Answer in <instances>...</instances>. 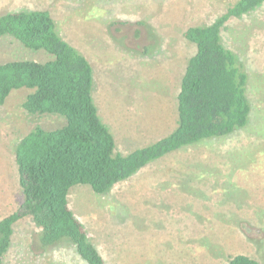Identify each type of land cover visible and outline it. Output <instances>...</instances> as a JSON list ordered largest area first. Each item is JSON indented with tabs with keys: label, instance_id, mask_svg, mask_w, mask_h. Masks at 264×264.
Segmentation results:
<instances>
[{
	"label": "rangeland",
	"instance_id": "1",
	"mask_svg": "<svg viewBox=\"0 0 264 264\" xmlns=\"http://www.w3.org/2000/svg\"><path fill=\"white\" fill-rule=\"evenodd\" d=\"M237 0H0V15L47 11L57 32L93 70L99 116L125 155L169 134L177 94L194 45L189 27L213 23ZM225 48L248 76L247 127L148 164L104 195L75 186L68 206L105 264H227L242 254L264 264V4L221 29ZM51 56L0 39V63ZM30 91H12L0 106V220L19 210L14 147L56 115H28ZM29 217L13 226L2 264H84L67 245L43 254Z\"/></svg>",
	"mask_w": 264,
	"mask_h": 264
},
{
	"label": "trees",
	"instance_id": "2",
	"mask_svg": "<svg viewBox=\"0 0 264 264\" xmlns=\"http://www.w3.org/2000/svg\"><path fill=\"white\" fill-rule=\"evenodd\" d=\"M264 0H237L213 23L189 27L183 38L194 45L177 94L175 128L163 138L125 155L101 120L93 99V70L88 60L57 32L47 11L0 15V39L31 51H43L45 62L0 63V106L12 91H30L21 103L28 115H56L62 127L37 126L19 138L13 153L23 202L0 220V264L12 241L14 224L29 217L39 229L35 241L43 254L67 245L84 264H105L82 223L68 206L75 186L104 195L167 155L204 141L224 138L248 125L251 106L248 76L236 55L225 48L221 29L230 19L254 12ZM227 264H261L238 254Z\"/></svg>",
	"mask_w": 264,
	"mask_h": 264
}]
</instances>
